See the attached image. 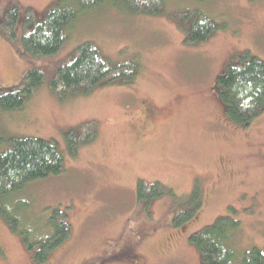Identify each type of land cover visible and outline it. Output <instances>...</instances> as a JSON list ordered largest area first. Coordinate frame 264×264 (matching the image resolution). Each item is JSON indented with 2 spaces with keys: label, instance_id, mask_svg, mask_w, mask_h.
<instances>
[{
  "label": "rangeland",
  "instance_id": "374dc122",
  "mask_svg": "<svg viewBox=\"0 0 264 264\" xmlns=\"http://www.w3.org/2000/svg\"><path fill=\"white\" fill-rule=\"evenodd\" d=\"M59 1L0 0V94L23 88L31 71L45 75L24 110L0 111V154L12 139L37 138L56 143L65 160L62 174L8 201L20 227L14 232L0 215V264H35L56 209L67 214L72 236L45 264H201L190 238L221 217L241 222L235 246L241 254L264 250V115L247 129L234 124L218 88L242 54L264 60V0H166L158 17L131 15L109 2L79 18L57 55L25 57L19 46L25 31L45 21ZM14 9L20 21L10 41L2 26ZM195 11L221 29L207 44L188 47L184 16ZM86 43L113 66L139 62L136 83L65 100L54 95L59 69ZM71 133L82 142L75 157ZM90 137L95 140L85 143ZM139 181L161 183L174 197L140 203ZM196 187L202 206L177 228L175 219L195 208ZM126 241L132 251L122 250Z\"/></svg>",
  "mask_w": 264,
  "mask_h": 264
},
{
  "label": "trees",
  "instance_id": "16d2710c",
  "mask_svg": "<svg viewBox=\"0 0 264 264\" xmlns=\"http://www.w3.org/2000/svg\"><path fill=\"white\" fill-rule=\"evenodd\" d=\"M166 0H60L47 19L32 29L26 30L20 40L21 52L29 59L50 58L65 47L70 38V30L84 13L92 12L107 3L123 7L131 15L158 17L164 14ZM204 2L206 0H195ZM254 1V0H252ZM185 19L190 21L184 44L197 47L207 44L221 27L203 12H187ZM20 21L19 9L6 16L2 30L10 41L17 39V26ZM32 23V18L26 23ZM139 62H128L113 66L93 43L80 47L73 63L59 69L52 81L51 92L65 100L77 94H92L101 87L134 85L141 74ZM19 90L0 94V111L12 113L22 111L33 96L42 88L45 75L39 70L31 71ZM220 100L228 119L243 128L251 125L264 115V60L250 53L239 56L238 61L228 66L227 72L218 81ZM90 137L85 143L93 142ZM73 133L68 137L70 154H78L80 144ZM65 170V160L56 143L37 139H12V147L0 154V215L14 232L19 231L20 218L11 207L9 200L16 194L40 180L58 176ZM174 197V191L161 183L148 185L139 181L137 199L150 205L154 200ZM195 208L181 213L175 219L177 228L194 220L202 206V192L196 187L192 194ZM51 235L41 243L34 256L35 264H45L52 254L66 245L72 236L68 216L60 209L52 213L49 220ZM241 222L231 217H221L190 238V243L198 250L201 264H264V250L254 248L241 254L235 248L241 231ZM25 236L24 233H22ZM32 250L33 243L24 238Z\"/></svg>",
  "mask_w": 264,
  "mask_h": 264
},
{
  "label": "flooded vegetation",
  "instance_id": "af4514ba",
  "mask_svg": "<svg viewBox=\"0 0 264 264\" xmlns=\"http://www.w3.org/2000/svg\"><path fill=\"white\" fill-rule=\"evenodd\" d=\"M217 179L220 181L221 180V176L217 177ZM124 244L125 245H123L124 247L122 248L123 251H132V249H134L132 247V243L129 242V241H126Z\"/></svg>",
  "mask_w": 264,
  "mask_h": 264
}]
</instances>
